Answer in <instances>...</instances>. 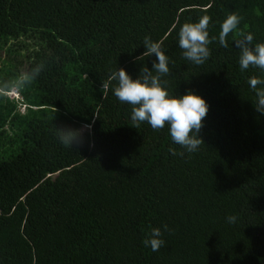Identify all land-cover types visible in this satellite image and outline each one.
I'll return each instance as SVG.
<instances>
[{
    "label": "trees",
    "instance_id": "16d2710c",
    "mask_svg": "<svg viewBox=\"0 0 264 264\" xmlns=\"http://www.w3.org/2000/svg\"><path fill=\"white\" fill-rule=\"evenodd\" d=\"M233 11L264 43V0H0V82L45 64L0 97V264H264V115L248 84L264 71H241L237 34L220 46ZM203 15L217 40L194 65L178 33ZM146 35L169 57V94L209 105L195 153L173 156L167 126L134 128L115 82L101 89L117 68L152 69ZM86 124L83 147L59 142L56 128ZM164 224L165 246L145 247Z\"/></svg>",
    "mask_w": 264,
    "mask_h": 264
},
{
    "label": "clouds",
    "instance_id": "9594fccd",
    "mask_svg": "<svg viewBox=\"0 0 264 264\" xmlns=\"http://www.w3.org/2000/svg\"><path fill=\"white\" fill-rule=\"evenodd\" d=\"M242 19L235 11L226 17L220 25L219 44L227 48L228 36L237 34L239 38L234 37L233 44L240 52L241 71H246L250 67L264 71V43L253 45V34H245L239 28ZM210 23L211 17L203 15L198 22L185 23L179 30L178 46L183 57L194 65L204 64L211 56L209 45L216 41L217 37L210 38L208 31ZM143 46L146 51L141 57L154 54L157 59V62H153L152 69L143 67L139 76L133 79L125 69L117 68L110 72L108 79L101 84V89L108 90L112 82H115V87H111V90L120 103L131 106L130 119L134 128H139L145 122L154 131L163 130L167 126L172 142L184 149L183 152L177 153L175 149L169 148L168 151L173 156H184L185 152L195 153L204 144L199 133L204 127L209 105L204 98L191 91L183 96L170 95L166 87L167 82L162 81V77L170 73L169 57L165 55L160 43L152 41L150 36L144 37ZM44 69L45 64L41 62L13 80L0 82V97L15 94L10 98L17 99V93L36 81ZM248 84L257 97L255 110L264 115V78L252 76ZM90 130L91 125L86 124L81 129L56 128V133L59 142L64 147L72 149L73 145L78 148L84 146V132L90 133ZM88 147H94V143H89ZM226 219L229 223H235L237 217L228 216ZM172 232L167 224L152 228L142 243L152 251H159L166 243L162 238L164 233Z\"/></svg>",
    "mask_w": 264,
    "mask_h": 264
},
{
    "label": "rangeland",
    "instance_id": "374dc122",
    "mask_svg": "<svg viewBox=\"0 0 264 264\" xmlns=\"http://www.w3.org/2000/svg\"><path fill=\"white\" fill-rule=\"evenodd\" d=\"M12 96H15V94L14 95H10L9 97H12ZM20 111H22V109H20Z\"/></svg>",
    "mask_w": 264,
    "mask_h": 264
}]
</instances>
